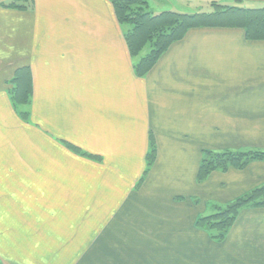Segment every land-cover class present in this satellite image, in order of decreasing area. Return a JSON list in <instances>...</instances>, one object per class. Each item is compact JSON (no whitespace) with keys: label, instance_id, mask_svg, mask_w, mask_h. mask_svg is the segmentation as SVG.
Segmentation results:
<instances>
[{"label":"crops","instance_id":"0c3cea01","mask_svg":"<svg viewBox=\"0 0 264 264\" xmlns=\"http://www.w3.org/2000/svg\"><path fill=\"white\" fill-rule=\"evenodd\" d=\"M10 1L0 0V34H3L0 40L6 37L20 39L22 43L10 50L6 42L5 49L3 44L0 47V100L12 109L8 113L7 109L3 110L1 117L3 113L11 117L14 112L6 85L19 66L14 63L15 59L21 56L20 60L25 62L21 66L34 72L35 79V72L47 71L41 75L48 76L43 77L45 85L53 88L51 105L54 109L59 107L54 118L60 111L63 113L61 122L55 120L54 124L61 134L70 135L69 141L75 137L66 129L80 122L75 116L68 121L66 111L74 106L77 109L78 87H81L87 111L92 112V121L86 122V127L97 129L101 123L103 133L113 134V142L123 151L122 158L126 157L133 166L141 164L149 147L150 133L155 135L158 144V170L159 166H170L169 160L161 158L170 147L166 145L162 149L158 143L165 136L176 147L172 150L186 152L190 160L196 161L195 167L205 150L264 151V39L249 37L240 26L194 27L164 51L146 76L138 77L110 0H22L19 3L25 6L22 9L2 6ZM147 2L148 11L155 13L166 10L194 13L205 5L211 8L214 3L264 7V0ZM45 104L46 98L40 102L39 117L49 118ZM96 111L102 113L101 120ZM38 127L46 138L47 133L53 134L42 132V127ZM2 133L13 139L14 131ZM88 135L85 138L89 143L97 142L96 135L91 132ZM65 139L61 138L60 142ZM13 146L14 139L11 148L2 155L7 161L13 156L10 154ZM12 173L5 172L3 177L12 178ZM234 173L236 181L228 179L231 183L228 192L235 191L234 198H237L264 183V161H253L246 170ZM3 177L0 182H5ZM212 177L207 182L218 183V188L227 182L222 180L227 178L225 174L216 173ZM195 183L193 176V188ZM170 185L171 189L179 187ZM232 230L236 239L233 245L229 234V246L232 243L231 248H237L235 244H238L241 249L246 248L245 254L197 255L192 250L193 255H166L164 259L168 264H240L243 261L264 264V206L241 209ZM244 233L253 239L252 244L240 242ZM216 245L220 244L216 242Z\"/></svg>","mask_w":264,"mask_h":264},{"label":"rangeland","instance_id":"374dc122","mask_svg":"<svg viewBox=\"0 0 264 264\" xmlns=\"http://www.w3.org/2000/svg\"><path fill=\"white\" fill-rule=\"evenodd\" d=\"M110 4L121 37L125 36L132 26L121 24L113 3ZM210 10V6L205 5L193 11ZM5 42L8 50L22 43L20 39L1 37L2 49H5ZM126 45L135 64L139 57H133L127 42ZM20 57L15 59L14 63L19 66L15 64L17 70L6 85L14 109L11 117H5L4 113L1 117L2 111L7 109L8 113L11 107L0 100V179L5 172H14L12 178L3 177L5 182H0V264H168L169 261L164 259L166 255L246 253V248L241 249L238 244H235L237 248H231L236 239L232 229L237 217L221 239L212 238L205 230L201 232L196 223L199 218L225 209L236 199L235 191L228 192L231 186L228 179L236 181L235 170H246L249 164L243 169L232 164L226 165L225 169L217 168L199 183L197 175L203 153L195 167L196 161L190 160L186 152L172 150L176 147L168 143L170 140L166 136L160 137L159 146L162 149L166 145L170 147V151L161 154V158L170 161V166H159L158 170V144L155 135L150 133L157 147L155 161L147 166V150L141 164L133 166L126 157L122 158L123 151L113 142V134L103 133L101 123L97 129L86 127V122L92 121V112L87 111L84 92L80 94L84 89L81 87H78L77 101L80 104L77 109L74 106L66 111L68 121L75 116L80 122L74 128L66 129L75 137L69 141L70 135L61 134L54 124L55 120L61 122L63 113L60 111L54 118L59 107L54 109L51 105L53 88L45 85L44 78L48 76H42L47 71L35 72V79L30 70L33 84L28 101L18 103L13 96L16 72L27 68L21 66L25 62ZM45 98L49 118L39 117V105ZM96 114L101 120L102 113L96 111ZM38 125L42 132L46 130L53 134L47 133L46 138L39 133ZM5 130L14 131L15 147L10 150L13 156L8 161L2 155L11 148L13 139L4 136L2 132ZM90 132L97 136V142L91 144L86 140L85 134ZM61 138L66 139L60 142ZM76 138L80 141L76 142ZM68 144L77 146V152ZM216 173L227 177L222 179L227 180L220 184L222 188L216 187L219 185L216 182H207ZM193 176L195 188L192 187ZM239 179L245 180L242 176ZM170 184L179 187L171 189ZM229 234L232 237L230 246ZM252 240L244 233L240 242L252 244ZM240 264L261 263L243 261Z\"/></svg>","mask_w":264,"mask_h":264},{"label":"trees","instance_id":"16d2710c","mask_svg":"<svg viewBox=\"0 0 264 264\" xmlns=\"http://www.w3.org/2000/svg\"><path fill=\"white\" fill-rule=\"evenodd\" d=\"M21 1L11 0L8 3H3L2 6L5 8H25L19 4ZM110 1L114 5L118 21L121 24H128L129 27L132 26L131 30L126 32L125 37L131 55L139 57L134 64L135 74L138 77L146 76L164 51L194 27L240 26L246 29L249 37L264 39V7L243 8L214 3L211 10L207 12L186 13L166 10L151 13L147 10V0ZM30 75L28 68L16 72L12 93L15 99L19 101L18 103L28 101V96L32 93L33 82L29 77ZM149 140L148 167L155 161L157 152L153 134H150ZM68 145L74 151L78 150L77 146ZM203 155L197 175L199 183L205 181L217 168L225 169L228 164L237 165L238 168L243 169L253 161H264V151L255 150H239L237 152L205 150ZM253 206H264V186L254 187L246 194L244 193L228 203L225 209H218L215 214L209 217L199 218L196 227L205 230L214 239H221L233 225L240 210Z\"/></svg>","mask_w":264,"mask_h":264}]
</instances>
